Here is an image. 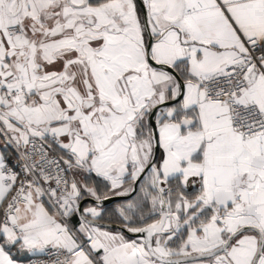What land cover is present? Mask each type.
<instances>
[{
    "label": "snow or ice",
    "instance_id": "obj_1",
    "mask_svg": "<svg viewBox=\"0 0 264 264\" xmlns=\"http://www.w3.org/2000/svg\"><path fill=\"white\" fill-rule=\"evenodd\" d=\"M0 264H264V0H0Z\"/></svg>",
    "mask_w": 264,
    "mask_h": 264
}]
</instances>
